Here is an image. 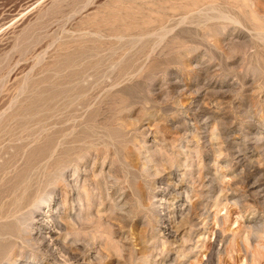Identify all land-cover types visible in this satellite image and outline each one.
Here are the masks:
<instances>
[{
    "label": "rangeland",
    "instance_id": "374dc122",
    "mask_svg": "<svg viewBox=\"0 0 264 264\" xmlns=\"http://www.w3.org/2000/svg\"><path fill=\"white\" fill-rule=\"evenodd\" d=\"M0 249L264 264V0H0Z\"/></svg>",
    "mask_w": 264,
    "mask_h": 264
},
{
    "label": "bare ground",
    "instance_id": "6f19581e",
    "mask_svg": "<svg viewBox=\"0 0 264 264\" xmlns=\"http://www.w3.org/2000/svg\"><path fill=\"white\" fill-rule=\"evenodd\" d=\"M201 110H202V109H201ZM199 113H200V112H199ZM198 115L201 116V115H202V111H201V113L198 114ZM208 118H209V117H208ZM202 120H203V119H202ZM0 250H1V249H0ZM2 251H3V249H2ZM0 253H1V252H0ZM7 254H9V253H7ZM4 255H6V252H5V254H3V257H4ZM1 256H2V254H1ZM3 257H2V258H3ZM2 258H1V259H2ZM2 260H3V259H2ZM4 261H5V260H4ZM0 262H1V261H0Z\"/></svg>",
    "mask_w": 264,
    "mask_h": 264
}]
</instances>
